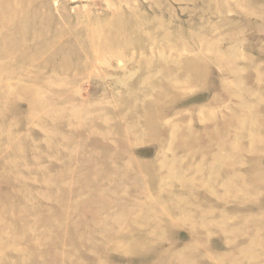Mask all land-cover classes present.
<instances>
[{
	"label": "rangeland",
	"instance_id": "374dc122",
	"mask_svg": "<svg viewBox=\"0 0 264 264\" xmlns=\"http://www.w3.org/2000/svg\"><path fill=\"white\" fill-rule=\"evenodd\" d=\"M0 264H264V0H0Z\"/></svg>",
	"mask_w": 264,
	"mask_h": 264
}]
</instances>
